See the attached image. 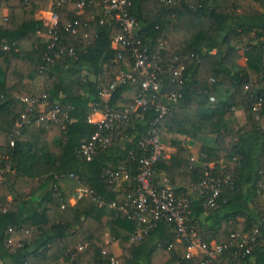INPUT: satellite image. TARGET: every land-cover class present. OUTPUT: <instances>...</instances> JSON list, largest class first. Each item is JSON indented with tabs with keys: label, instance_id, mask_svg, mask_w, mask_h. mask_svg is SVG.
<instances>
[{
	"label": "trees",
	"instance_id": "obj_1",
	"mask_svg": "<svg viewBox=\"0 0 264 264\" xmlns=\"http://www.w3.org/2000/svg\"><path fill=\"white\" fill-rule=\"evenodd\" d=\"M0 1L7 10L0 21V261L202 264L206 259L202 253L186 258L187 243L169 224L152 217L144 225L142 240L130 241L135 222L121 207L135 194V161L143 154L139 142L156 118L153 108L138 119L130 117L120 136L106 147H97L90 161L79 154L96 131L88 122L90 115L130 105L139 90L135 78L115 88L108 99L100 96L116 75L132 72L130 54L111 46L118 29L99 25L90 9L77 16L78 0H64L53 11L60 26L68 20L80 21L75 36L69 32L62 36L74 56L45 63L48 28L36 14L48 10L49 0ZM129 1L142 43L151 49L165 43L163 58L157 62L184 69L181 97L157 125L161 140L200 145L197 163L181 146L168 160L158 161L155 181L163 175L176 194L188 195V226L202 242L225 245L221 261L210 264H264V0H170L168 5L163 0ZM38 77L45 80L46 108L58 105L67 118L18 129L24 109L20 99L35 96L32 82ZM170 78L164 80L165 89L176 88ZM210 97L215 98L213 103ZM258 99L262 100L260 121L252 110ZM236 111L244 114L246 122L238 129L231 126ZM221 160L233 167H208ZM122 162L127 163L129 178L117 187L107 183L105 170ZM220 171L231 175L233 182L222 187L217 207L207 209L195 189V194L188 192L205 179V173L219 176ZM59 182L73 184V191L66 186L64 192ZM81 186L103 204L89 197L71 204ZM111 204L115 206L110 208ZM245 236L251 237L250 251L237 255ZM105 237L119 242V255L105 244Z\"/></svg>",
	"mask_w": 264,
	"mask_h": 264
},
{
	"label": "built area",
	"instance_id": "obj_2",
	"mask_svg": "<svg viewBox=\"0 0 264 264\" xmlns=\"http://www.w3.org/2000/svg\"><path fill=\"white\" fill-rule=\"evenodd\" d=\"M63 2L64 0H49L52 7L58 6ZM163 2L168 5L170 0H163ZM131 8L132 3L129 0L77 1V16L83 15L90 9L92 16L99 18V25L118 29L112 36L111 46L119 52H128L132 60V72H121L116 75L110 85L102 89L100 96L108 99L115 88L128 81H134L135 78L139 84V90L132 97L130 105L120 109L106 110L104 113L98 112L101 115L96 121L89 117L88 122L96 126V131L89 141L81 145L79 154L86 161H90L97 147H106L120 136V128L126 125L130 117L138 119L147 109L153 108L156 118L139 142V148L143 154L135 161L137 171L135 194L129 196V200L121 207V210L125 213L128 212L131 220L135 222L136 230L130 241L135 243L142 240L146 231L144 225H147L152 217L154 220H161L169 224L177 237L187 243L186 258H191L193 256L191 251L197 250L206 257L202 264H210L213 260L221 261L219 256L225 249V245L215 244L214 242L210 243V245L205 244L188 226L190 207L188 195L176 194L169 187L167 180L163 182L155 181L154 165L165 158L164 147L157 131V125L170 113L172 106L181 97V75L184 69L183 67L176 68L173 64L162 65L157 62L163 58L161 51L164 50L165 43L161 41L152 49L142 43L141 39L136 36L138 23L130 12ZM2 20H5V17ZM79 25V19H73L60 26L57 15L54 12L51 13L49 23L44 24L48 28V44L43 56L45 63L61 56H74V49L62 42V36L63 32H69L75 36L78 33ZM3 49L8 50L9 46L5 45ZM120 57L119 53L117 59H120ZM175 60H177V57H175ZM39 69V71H42V67ZM168 76H171L170 85L176 88L165 89L163 87L164 80ZM249 87L250 84L246 85L245 89ZM45 98V94L42 93L39 96H29L20 99L24 109L16 123L18 129L24 126H39L41 123H59L67 118V113L58 105L46 108ZM39 99L42 100V103H38ZM209 101L213 103L215 98L210 97ZM261 105V99H258L253 104L252 110L257 113L255 116L256 121H260L258 113ZM261 128L264 130V121L261 122ZM126 164V162H122L116 169L109 168L105 170V181L109 184H114L116 187L126 181L130 176V171ZM232 182V176L229 174L223 175L221 171L219 176H211L209 173H205V179L195 185L194 189L196 195L204 199L205 208L214 209L217 207V200L221 194L222 187L231 185ZM85 197L91 198L99 205L103 204V201L96 198L89 188L82 186L77 188L76 197L73 198V201L75 203L76 200ZM262 197L264 198V192ZM114 206V204L109 205L110 208ZM129 208H132L131 212H129ZM256 232L257 230H254L253 234ZM231 237L234 238L235 235ZM250 239V236L243 237L238 244L237 255L245 256L249 253L250 248L248 245ZM81 250L82 247L79 248V251ZM0 264L3 263L0 261ZM223 264H228V262L223 261Z\"/></svg>",
	"mask_w": 264,
	"mask_h": 264
},
{
	"label": "crops",
	"instance_id": "obj_3",
	"mask_svg": "<svg viewBox=\"0 0 264 264\" xmlns=\"http://www.w3.org/2000/svg\"><path fill=\"white\" fill-rule=\"evenodd\" d=\"M54 12L53 11V7L51 6V4L49 3V8L47 11H39L37 14H36V19L37 20H40L42 22H44V24H48L49 21H50V15L51 13ZM6 13H7V10L4 6H1L0 7V21L3 19V17L6 16ZM27 49H29L30 47H28L27 45L26 46H23ZM245 62L244 59H241L240 60V64L243 65ZM45 80L43 78H36L33 82H32V91H33V95L35 96H39L43 93V90H44V87H45ZM100 113H92L90 115V118L92 120H98L100 118ZM235 117H234V121L232 123L231 126H233V128L235 129H238L240 127H242L246 122H245V118H244V114H242L240 111H236L235 112ZM163 144V147H164V155H165V158L164 160H168L171 156L175 155L176 152H177V149L178 147H186L189 149V151L191 152L192 154V161L194 163H197L198 161V152H199V149H200V145L199 144H194L192 146H190L185 140H182L179 144H176V145H173L169 142H162ZM209 168H214V167H218L220 169H230L233 167V163L229 162V161H226V160H221L220 162H218L216 165L214 164H210L208 165ZM158 182H163L164 180H166V178L163 176V175H159V178L157 179ZM263 184H264V177H263ZM169 185V183H168ZM59 186L62 188V190L64 192L67 193V190H66V185H65V182H59ZM169 187L171 188V186L169 185ZM194 185L191 186V190H189L188 194H195V192L193 191L194 189ZM77 191V188L75 189ZM262 200L264 202V198L262 197ZM70 203L71 204H74V201L73 199L70 200ZM104 242L105 244H109L114 252L115 255H119L120 252H121V246L119 244V242L117 241H111L109 238L105 237L104 239ZM11 243L15 244V239H12L11 240ZM213 243V242H211ZM193 256L199 254V252L197 250H193L191 251Z\"/></svg>",
	"mask_w": 264,
	"mask_h": 264
},
{
	"label": "rangeland",
	"instance_id": "obj_4",
	"mask_svg": "<svg viewBox=\"0 0 264 264\" xmlns=\"http://www.w3.org/2000/svg\"><path fill=\"white\" fill-rule=\"evenodd\" d=\"M161 142H162V140H161ZM70 185H71V187H70ZM70 185L66 184L67 188H69L67 190H69V191L71 190V192H72L74 187L72 186L73 184H70Z\"/></svg>",
	"mask_w": 264,
	"mask_h": 264
}]
</instances>
